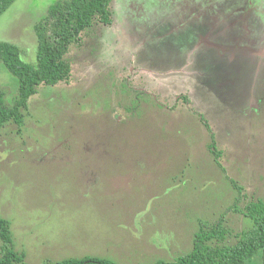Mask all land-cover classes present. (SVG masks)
I'll use <instances>...</instances> for the list:
<instances>
[{
	"label": "rangeland",
	"instance_id": "1",
	"mask_svg": "<svg viewBox=\"0 0 264 264\" xmlns=\"http://www.w3.org/2000/svg\"><path fill=\"white\" fill-rule=\"evenodd\" d=\"M59 1L16 0L0 42L35 65ZM67 58L71 82L0 130V217L25 263L171 264L222 218L235 244L252 226L237 199L264 201V0H113ZM18 89L1 63L8 103Z\"/></svg>",
	"mask_w": 264,
	"mask_h": 264
},
{
	"label": "trees",
	"instance_id": "2",
	"mask_svg": "<svg viewBox=\"0 0 264 264\" xmlns=\"http://www.w3.org/2000/svg\"><path fill=\"white\" fill-rule=\"evenodd\" d=\"M16 0H0V17ZM113 0H64L52 5L48 15L35 27L38 38L36 64L21 59L18 46L0 42V64L18 79V94L12 104L7 102L6 94L0 90V130L8 123L24 127L30 100L39 95L43 88L68 84L73 77L72 65L67 58L74 46H82L83 38L96 25L112 24ZM184 102L191 104L187 98ZM199 115V114H198ZM200 118L211 132L212 143L209 147L218 167L226 171L222 162L223 152L217 148L209 123ZM234 186L241 193L242 188ZM234 209L252 222L251 228L237 234L235 244H229L232 232L224 226L222 218L213 226L202 227L198 234L193 252L171 264H247L255 256L261 257L264 264V201H251L241 210ZM0 264H26L25 256L15 250L10 222L0 217ZM260 252V254H258ZM45 264H112L97 258L70 259L59 263ZM168 264V263H159Z\"/></svg>",
	"mask_w": 264,
	"mask_h": 264
},
{
	"label": "flooded vegetation",
	"instance_id": "3",
	"mask_svg": "<svg viewBox=\"0 0 264 264\" xmlns=\"http://www.w3.org/2000/svg\"><path fill=\"white\" fill-rule=\"evenodd\" d=\"M177 12L179 13L180 12V9Z\"/></svg>",
	"mask_w": 264,
	"mask_h": 264
}]
</instances>
